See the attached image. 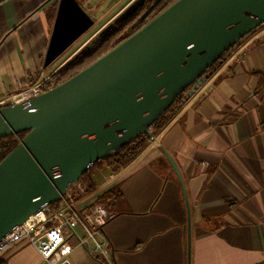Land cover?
I'll use <instances>...</instances> for the list:
<instances>
[{
    "label": "crops",
    "instance_id": "0c3cea01",
    "mask_svg": "<svg viewBox=\"0 0 264 264\" xmlns=\"http://www.w3.org/2000/svg\"><path fill=\"white\" fill-rule=\"evenodd\" d=\"M76 1L94 25L46 67L61 0H0L1 92L24 88L30 76L51 77L137 0ZM263 84L264 26L135 160L117 174L102 173L108 188L120 186L124 196L113 202V217L102 229L110 263L264 264ZM69 242L75 264H110L76 239ZM0 264L44 260L21 243Z\"/></svg>",
    "mask_w": 264,
    "mask_h": 264
},
{
    "label": "water",
    "instance_id": "95a60500",
    "mask_svg": "<svg viewBox=\"0 0 264 264\" xmlns=\"http://www.w3.org/2000/svg\"><path fill=\"white\" fill-rule=\"evenodd\" d=\"M93 25L76 0H61L45 66ZM263 26L264 0H176L66 82L1 108L0 138L26 135L0 162V241L123 146L153 138L178 98L189 89L191 97L226 53Z\"/></svg>",
    "mask_w": 264,
    "mask_h": 264
},
{
    "label": "built area",
    "instance_id": "2783aa9c",
    "mask_svg": "<svg viewBox=\"0 0 264 264\" xmlns=\"http://www.w3.org/2000/svg\"><path fill=\"white\" fill-rule=\"evenodd\" d=\"M34 78L35 75L30 76L27 85L19 90L8 93L0 91V109L31 103L55 87L51 77L38 81ZM93 171L94 177L70 186L57 209H51L50 206L43 208L1 239L0 259L19 244L26 243L36 248L44 264H75V247L69 242V238H74L79 246L110 263L108 240L102 229L113 217V213L97 203L98 196L108 188L105 183L107 177L103 175L104 178L100 179L96 174L98 171Z\"/></svg>",
    "mask_w": 264,
    "mask_h": 264
},
{
    "label": "trees",
    "instance_id": "16d2710c",
    "mask_svg": "<svg viewBox=\"0 0 264 264\" xmlns=\"http://www.w3.org/2000/svg\"><path fill=\"white\" fill-rule=\"evenodd\" d=\"M176 0H144L135 13L124 20L113 32H110L102 38L93 39L86 48L76 55L70 62L57 70L52 76L51 81L55 87L66 82L80 71L84 70L102 56L111 51L119 43L133 35L141 29L150 20L156 17L164 9L174 3ZM260 29V28H259ZM258 31V30H257ZM255 31V32H257ZM243 39L238 45L226 53L206 74L208 79L252 34ZM264 87V84L261 88ZM190 89L181 95L176 103L154 124L152 128L153 137L158 136L178 115L185 103L190 99ZM26 133L18 136H8L0 138V162L10 154L25 137ZM152 138L143 135L134 142L123 146L117 153L112 154L106 161L98 165L99 170H108L112 174H117L126 168L135 160L150 144ZM88 180V173L81 179ZM123 193L120 186H112L104 190L97 198V203L111 210V205L117 200L123 199ZM111 199V200H110ZM60 203L50 206L51 209H57Z\"/></svg>",
    "mask_w": 264,
    "mask_h": 264
},
{
    "label": "rangeland",
    "instance_id": "374dc122",
    "mask_svg": "<svg viewBox=\"0 0 264 264\" xmlns=\"http://www.w3.org/2000/svg\"><path fill=\"white\" fill-rule=\"evenodd\" d=\"M86 36V35H85ZM76 45V44H75ZM80 45L77 44L76 48H78ZM75 49H72L70 52L67 53V55H65V57H63V61L67 60L68 58H70V54H72L74 52ZM56 63V62H55ZM55 65V64H54ZM98 167V166H97ZM98 169V168H97ZM99 170V169H98ZM97 171V170H96ZM101 173H103L104 175H107L108 174V170H99ZM94 171L93 170H90L89 173H88V178L90 177H94ZM110 173V172H109ZM101 179V178H100Z\"/></svg>",
    "mask_w": 264,
    "mask_h": 264
},
{
    "label": "flooded vegetation",
    "instance_id": "af4514ba",
    "mask_svg": "<svg viewBox=\"0 0 264 264\" xmlns=\"http://www.w3.org/2000/svg\"><path fill=\"white\" fill-rule=\"evenodd\" d=\"M134 14V13H133ZM132 14V15H133ZM122 22H120V23H118V24H116L115 26H113V28L107 33V34H109L110 32H113L120 24H121ZM107 34H105L104 36H106ZM104 36H102L101 38L103 39V37Z\"/></svg>",
    "mask_w": 264,
    "mask_h": 264
},
{
    "label": "bare ground",
    "instance_id": "6f19581e",
    "mask_svg": "<svg viewBox=\"0 0 264 264\" xmlns=\"http://www.w3.org/2000/svg\"><path fill=\"white\" fill-rule=\"evenodd\" d=\"M96 174H97V176H98L99 178H101V179L104 178L103 174H101L100 172H96Z\"/></svg>",
    "mask_w": 264,
    "mask_h": 264
}]
</instances>
